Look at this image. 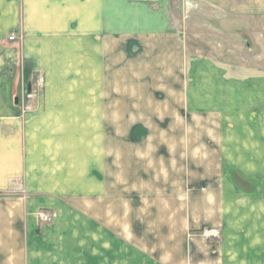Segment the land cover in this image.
Instances as JSON below:
<instances>
[{
  "label": "crops",
  "instance_id": "1",
  "mask_svg": "<svg viewBox=\"0 0 264 264\" xmlns=\"http://www.w3.org/2000/svg\"><path fill=\"white\" fill-rule=\"evenodd\" d=\"M214 29L263 34L264 0H0V264H264V72ZM141 87L171 136L96 133Z\"/></svg>",
  "mask_w": 264,
  "mask_h": 264
},
{
  "label": "rangeland",
  "instance_id": "2",
  "mask_svg": "<svg viewBox=\"0 0 264 264\" xmlns=\"http://www.w3.org/2000/svg\"><path fill=\"white\" fill-rule=\"evenodd\" d=\"M210 33H212V32H210ZM201 35L203 36V38L207 37L209 39L216 40V45L212 44L215 47H218L217 44L218 43L220 44V42H221V46H223L224 50H226V51H223V55L225 54V57H227V59H223V60L225 62L229 63V65L231 66L230 68L233 69V67H234L233 65H236V66L240 67V68L237 67L239 69V71H241V69L243 67H245L246 72L248 71V68H251V71L258 70L259 72H264V33L263 34H262V32H256V33H251V34L250 33H244V35L243 36L240 35V37H239V35L238 36L237 35H230V37H229L230 39H228V37L225 36V39L222 38V39H220V41L218 40L220 38L218 35V32H217V30L215 31V29L213 31V34L201 33ZM10 37H12L13 40H9V38H8V41L12 42L15 40L14 35H11ZM216 38H218V39H216ZM19 40H20V38H19ZM202 42H204V41H202ZM202 44L205 45L204 43H198L200 48H203ZM207 48L204 47L205 52L210 50V49L205 50ZM210 52L216 53L217 51H214V50L209 51V54H210ZM205 54L208 55L207 52ZM210 55H212V54H210ZM214 55H216V54H213L212 56H214ZM220 58H218V59H220ZM139 59H141L140 53H138V56L135 58V65H137V66H141V64L138 63ZM235 63H238V64H235ZM135 65H134V68L136 69ZM134 73H136V72L134 71ZM146 81L147 80L143 81V83H146ZM34 83H36L38 87L42 86L44 84L43 77L42 76L36 77V80ZM118 89L120 90L121 88L118 87ZM140 90L141 91H137L140 93L139 94L140 96H135L133 99H128L125 97H123L122 99H121V97L118 98L119 103L117 104V110L119 111V113H117L116 125L118 128L116 130H114L113 128L109 129L110 124L112 126L115 124L107 121V122L103 123V128L101 130H96V133H99V135L102 136V138L105 137L106 139H109L111 132L116 131L119 138L122 136L125 137V134L129 132V130H126L127 125H131L130 122H133L135 125V129H133L132 132H134L135 134L132 135V138H133V141L135 144L138 143L137 140H139L141 142L143 138H144L143 140H145V139L150 137L149 140L151 141L152 139H154V136L158 137L159 134L161 135L159 137H163L164 134H165V136H168V135L171 136L170 134L173 133V130H171V129L163 131V130H160L157 127H155V129H149V130L145 129L142 131L141 126H140V124L142 122H155V121L159 120L160 116H161V115L156 114V113L155 114L145 113V111H143L144 110L143 107L145 106V109L154 111V109L158 108V105H160V104L164 105L163 101H168V100L163 99V98L147 99L149 97H147V98L145 97L143 99L142 95L144 94L145 90L142 89V87ZM21 91L26 92L24 87L22 88ZM103 100H106V99H103ZM113 100H112V103L114 102ZM125 100H128V105L130 103L133 104V109H134L133 113H125V111H122L125 109L124 108ZM107 101H109V99H107ZM112 105H114V104H112ZM105 106L106 105L104 102L103 103V109L105 108ZM152 106H153V108H152ZM23 111H25V107H24V105H21V113L22 114H23ZM103 117H105L106 120L110 119V118H106V114H103ZM113 118H114V115H112V119ZM162 119H163V116H162ZM183 137H184V135H183ZM199 137L202 140V145H205V140L207 139L206 135H204V136L202 135ZM146 141H148V140H146ZM138 144L140 145V143H138ZM145 145L148 147V149H150L147 152L153 154L154 152H152V150H154V149L152 147V144L145 142ZM240 182H241L242 189L245 188L244 185H247V183H242L241 177H240ZM245 190H248V188H245ZM45 214L46 213L42 214L41 212L38 213V218L42 224H47L50 222V221L45 222V223L42 222L40 216L45 215ZM47 215H49V214H47ZM50 220H51V217H50ZM211 230L218 231L217 235L209 238L208 240H205L206 238L204 236V232L205 231H211ZM196 234L199 237H201V239L204 242L208 243L209 246L213 249L218 245V243H220L221 236H222V232H221L220 227L213 226V225H205V226L201 227L200 229L197 230ZM190 236H191V234H190Z\"/></svg>",
  "mask_w": 264,
  "mask_h": 264
},
{
  "label": "built area",
  "instance_id": "3",
  "mask_svg": "<svg viewBox=\"0 0 264 264\" xmlns=\"http://www.w3.org/2000/svg\"><path fill=\"white\" fill-rule=\"evenodd\" d=\"M9 40H13V38L12 37H9ZM42 214H44V213H42ZM40 218H41V220H42L43 223L50 221V216L47 215V214L41 215ZM217 233H218V231H216V230L205 231L204 232V236H205V238H208L209 239L211 237L216 236Z\"/></svg>",
  "mask_w": 264,
  "mask_h": 264
},
{
  "label": "trees",
  "instance_id": "4",
  "mask_svg": "<svg viewBox=\"0 0 264 264\" xmlns=\"http://www.w3.org/2000/svg\"><path fill=\"white\" fill-rule=\"evenodd\" d=\"M234 179V181H235V183L237 184V185H241V182L235 177V178H233ZM237 179V180H236Z\"/></svg>",
  "mask_w": 264,
  "mask_h": 264
},
{
  "label": "bare ground",
  "instance_id": "5",
  "mask_svg": "<svg viewBox=\"0 0 264 264\" xmlns=\"http://www.w3.org/2000/svg\"><path fill=\"white\" fill-rule=\"evenodd\" d=\"M205 240H208V238H206Z\"/></svg>",
  "mask_w": 264,
  "mask_h": 264
},
{
  "label": "water",
  "instance_id": "6",
  "mask_svg": "<svg viewBox=\"0 0 264 264\" xmlns=\"http://www.w3.org/2000/svg\"><path fill=\"white\" fill-rule=\"evenodd\" d=\"M15 103H17V101H15Z\"/></svg>",
  "mask_w": 264,
  "mask_h": 264
}]
</instances>
